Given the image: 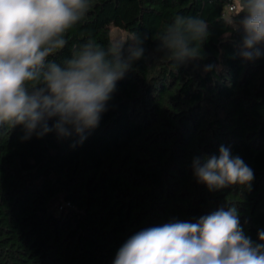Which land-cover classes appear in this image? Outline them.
Instances as JSON below:
<instances>
[{
  "label": "trees",
  "instance_id": "obj_1",
  "mask_svg": "<svg viewBox=\"0 0 264 264\" xmlns=\"http://www.w3.org/2000/svg\"><path fill=\"white\" fill-rule=\"evenodd\" d=\"M91 3L49 61L61 64L88 37L107 48L113 27L126 41L147 37L144 55L82 142L55 131L25 140L21 126L0 128V264H113L143 229L232 206L244 234L264 243V56L240 57L243 32L235 12L224 15L227 0ZM177 14L207 23L203 59L176 65L158 50ZM209 63L217 68L204 72ZM221 145L253 170L250 190L210 191L195 178L193 157L218 155ZM65 202L74 207L60 211Z\"/></svg>",
  "mask_w": 264,
  "mask_h": 264
},
{
  "label": "clouds",
  "instance_id": "obj_2",
  "mask_svg": "<svg viewBox=\"0 0 264 264\" xmlns=\"http://www.w3.org/2000/svg\"><path fill=\"white\" fill-rule=\"evenodd\" d=\"M91 7V0H0V128L21 126L25 140L55 131L82 142L98 126L117 82L143 57L147 37L134 34L107 48L88 37L61 64L49 61L67 46L68 30ZM234 11L235 31L243 32L239 55L255 61L264 56V0H235ZM207 36L203 19L177 14L158 37V50L176 65L201 60ZM216 68L209 63L203 71ZM52 118L56 122L49 127ZM192 168L210 191L237 184L250 190L254 180L253 170L223 145L218 155L193 157ZM257 235L264 242V230ZM113 264H264V243L244 234L232 206L195 223L143 229L118 249Z\"/></svg>",
  "mask_w": 264,
  "mask_h": 264
},
{
  "label": "built area",
  "instance_id": "obj_3",
  "mask_svg": "<svg viewBox=\"0 0 264 264\" xmlns=\"http://www.w3.org/2000/svg\"><path fill=\"white\" fill-rule=\"evenodd\" d=\"M235 0H227V3H226V9H225V12H224V15L226 17L230 16L232 13H234L235 11ZM74 206L71 204V202H65L64 204H61L60 205V211H63V210H67L69 208H73Z\"/></svg>",
  "mask_w": 264,
  "mask_h": 264
},
{
  "label": "rangeland",
  "instance_id": "obj_4",
  "mask_svg": "<svg viewBox=\"0 0 264 264\" xmlns=\"http://www.w3.org/2000/svg\"><path fill=\"white\" fill-rule=\"evenodd\" d=\"M111 35H112V39L113 41H126L129 38V35L126 31H124L123 29L117 28V27H113L111 29Z\"/></svg>",
  "mask_w": 264,
  "mask_h": 264
}]
</instances>
